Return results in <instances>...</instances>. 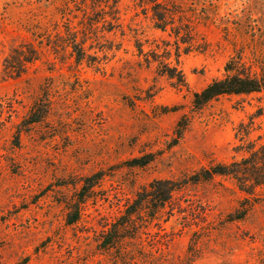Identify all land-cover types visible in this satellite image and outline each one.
<instances>
[{
    "label": "rangeland",
    "instance_id": "rangeland-1",
    "mask_svg": "<svg viewBox=\"0 0 264 264\" xmlns=\"http://www.w3.org/2000/svg\"><path fill=\"white\" fill-rule=\"evenodd\" d=\"M145 1L0 0V264H264V186L242 191L226 176L181 187L153 216L150 205L133 217L117 249L98 246L152 182L264 154V93L211 101L172 146L192 94L229 58L264 65V0H183L193 28L184 44L154 28ZM30 51L38 58L26 63ZM163 64L184 88L158 73ZM145 155L146 166H128Z\"/></svg>",
    "mask_w": 264,
    "mask_h": 264
},
{
    "label": "trees",
    "instance_id": "trees-1",
    "mask_svg": "<svg viewBox=\"0 0 264 264\" xmlns=\"http://www.w3.org/2000/svg\"><path fill=\"white\" fill-rule=\"evenodd\" d=\"M165 4L157 3L155 0L145 1L141 7L150 5L149 13L154 28L160 31H166L167 27L172 35L176 38V44L189 43L193 39V28L190 18L188 17L183 0H169ZM145 12L147 8L144 9ZM68 41L71 53L75 55L76 61L83 59V52L79 44L75 42V33L68 31ZM182 33V34H181ZM38 56L35 51L29 52V57L24 60L31 63L37 60ZM247 65L243 62L241 53H236L229 58L223 69L221 78L211 80L200 91L195 92L191 96L189 111L180 117L174 131L173 144H177L182 138L184 131L187 129L191 118L200 112L208 103L224 96H242L256 93H264V65L256 66ZM158 73L172 81V85L176 88H184L185 82L181 71L177 67H171L167 64L161 65ZM41 111V112H40ZM45 110L42 108L39 112L32 111L26 118V125L37 123L42 118ZM152 161L151 155H145L140 158L132 159L128 162L129 167H144ZM258 172V173H254ZM215 176H226L234 179L243 191V184L251 183L253 187L264 186V154L258 155L257 152H250L248 158L239 162H231L227 164L211 163L207 167L199 169L198 172L186 177L181 182L172 181H154L147 189L136 193V199L131 203H127L124 215L120 218V222L109 224L107 229L103 230L99 235L98 246L104 250L117 249L123 240L130 238L127 235L128 230L133 228V217L139 215L142 211L148 209L151 205L153 216L159 209L166 205L173 193L185 185H196L212 180ZM101 174H95L83 181L80 191L73 205L72 217L66 223L71 225L78 221L80 216V208L88 197L91 189L100 181ZM243 214L236 219H240Z\"/></svg>",
    "mask_w": 264,
    "mask_h": 264
}]
</instances>
